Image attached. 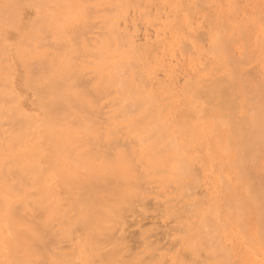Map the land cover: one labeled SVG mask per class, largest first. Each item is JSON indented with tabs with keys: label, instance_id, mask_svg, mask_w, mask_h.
<instances>
[{
	"label": "rangeland",
	"instance_id": "obj_1",
	"mask_svg": "<svg viewBox=\"0 0 264 264\" xmlns=\"http://www.w3.org/2000/svg\"><path fill=\"white\" fill-rule=\"evenodd\" d=\"M262 84L264 0H0V264H264Z\"/></svg>",
	"mask_w": 264,
	"mask_h": 264
},
{
	"label": "bare ground",
	"instance_id": "obj_2",
	"mask_svg": "<svg viewBox=\"0 0 264 264\" xmlns=\"http://www.w3.org/2000/svg\"><path fill=\"white\" fill-rule=\"evenodd\" d=\"M233 3L235 4V2H233ZM234 8H235V7H234ZM242 9H243V8H242ZM233 11H234V10H233ZM235 11H236V9H235ZM218 12H219V11H218ZM224 14H225V13H224ZM224 16H225V15H224ZM228 16H229V15H228ZM248 16H249V15H248ZM230 18H232V17H230ZM248 18H250V16H249ZM256 18H257V17H256ZM232 19H234V18H232ZM235 19H236V18H235ZM236 20H238V19H236ZM240 21H241V20H240ZM240 21H239V22H240ZM236 22H237V21H236ZM247 22H248V24H250L249 21H247ZM250 22H251V21H250ZM251 24H253V23L251 22ZM262 24H263V23H262ZM230 29H231V28H230ZM245 29L247 30L248 28H245ZM248 30H250V29H248ZM248 30H247V33H249ZM240 31H241V29H240ZM232 32H234V31H232ZM245 32H246V31H245ZM247 33H246V35H247ZM233 34H234V33H233ZM238 34H239V32H238ZM234 35H235V34H234ZM244 36H245V35H244ZM232 37H233V36H232ZM240 37H242V35H240ZM240 37H239V38H240ZM247 37H248V36H247ZM236 38H237V37H236ZM258 38H259V37H258ZM245 39H246V36H245ZM240 40H241V39H240ZM243 40H244V39H243ZM248 40H249V39H248ZM246 41H247V40H246ZM243 42H244V41H243ZM244 43H245V42H244ZM252 46H253V45H252ZM257 46H258V45H257ZM261 47H262V46H261ZM251 50H252V49H251ZM253 50H254V49H253ZM253 50H252L251 52H253ZM259 52H260V50H259ZM262 52H263V51H262ZM249 55H250V53H249ZM251 56H252V55H251ZM251 56H250V57H251ZM258 56H259V55H258ZM248 57H249V56H248ZM252 58H253V57H252ZM252 58H251V59H252ZM247 59H249V58H247ZM249 61H250V60H249ZM249 61H248V63H249ZM252 61H253V60H252ZM250 62H251V61H250ZM236 65H237V67H238V64H237V63H236ZM235 67H236V66H235ZM237 67H236V69H237ZM252 67H253V66H252ZM254 67H255V66H254ZM238 68H239V67H238ZM250 69H251V68H250ZM252 70H253V68H252ZM254 70H255V69H254ZM260 73H261V72H260ZM253 74H254V73H253ZM253 77H254V76H253ZM262 77H263V76H262ZM254 79H255V78H254ZM257 79H258V78H257ZM257 79H256V80H257ZM259 81H260V83H261L262 79H259ZM249 82H250V80H249ZM257 83H258V82H257ZM260 83H259V85H260ZM250 84H251V83H250ZM259 85H258V86H259ZM263 85H264V84H262V86H263ZM262 86H260L259 88L261 89ZM254 87H256V86H254ZM263 87H264V86H263ZM256 88H257V87H256ZM256 88H255V89H256ZM247 89H249V88L247 87ZM250 90H251V89H250ZM256 90H257V89H256ZM257 91H258V90H257ZM260 91H261V90H260ZM263 91H264V90H263ZM251 92H252V91H251ZM251 92H250V94H251ZM253 92H254V89H253ZM258 93H259V92H258ZM259 95L262 96V94H259ZM251 96H252V95H251ZM253 96H254V95H253ZM253 96H252V97H253ZM260 96H258V98H259ZM255 98H256V97L254 96V99H255ZM262 98H263V97H262ZM226 102H227V101H226ZM253 102H254V101H252L251 103H253ZM259 102H260V101H259ZM224 103H225V102H224ZM227 103H228V102H227ZM262 104H263V102H262ZM225 105H226V104H225ZM223 106H224V105H223ZM226 106H227V105H226ZM229 106H230V105H229ZM243 106H245V105H243ZM248 106H249V105H248ZM255 106H256V105H255ZM255 106H254V107H255ZM257 106H258V104H257ZM260 106H261V105H260ZM262 106H263V105H262ZM248 108H249V107H248ZM251 108H253V107H251ZM251 108H250V109H251ZM255 108H256V107H255ZM258 108H259V107H258ZM263 108H264V106L262 107V109H263ZM247 110H248V109H247ZM254 110H256V109H253L252 111H254ZM236 111H238V110H236ZM261 111H262V110H260V112H261ZM248 112H250V110H249ZM254 112H256V111H254ZM254 112H252V113H254ZM262 112H264V111H262ZM233 113H234V112H233ZM258 113H259V112H258ZM249 114H251V113H249ZM233 115H234V114H232V116H233ZM255 115H257V113H256ZM262 115H263V118H262ZM225 116H226V115H225ZM227 116H228V115H227ZM232 116H231V117H232ZM228 117H229V116H228ZM252 117H253V116H252ZM254 117H255V116H254ZM221 118H222V116H221ZM223 118H224V117H223ZM234 118H235V117H234ZM224 119H225V118H224ZM229 119H230V118H228V120H229ZM250 119H251V118H250ZM221 120H222V119H221ZM221 120H220V121H221ZM228 120H227V121H228ZM244 120H245V119L243 118V119H242V122L245 123ZM230 121L233 122V120H230ZM235 121H236V120H235ZM235 121H234V122H235ZM251 121H252V120H251ZM254 121H256L257 124H256V123H255V124H252V123H251V124H252V125H256L255 127H260V125H262V126L264 127V114H261V115L258 114V116L255 117V120H254ZM222 122H223V120H222ZM222 122H221V123H222ZM225 122H226V121H225ZM242 122H241V124H242ZM247 122H248V121H246V124H248V125L251 126L250 121H249V123H247ZM221 123H220V124H221ZM229 123H230V122H229ZM229 123H226V124H229ZM235 123H236V122H235ZM223 124H224V123H223ZM223 124H222V125H223ZM226 124H225V125H226ZM231 124L233 125V123H230V125H231ZM246 124H244L245 127H246ZM232 125H231V126H232ZM223 126H224V125H223ZM223 126H222V127H223ZM241 126H243V125H241ZM250 126H249V127H250ZM225 127H226V126H225ZM227 127H228V126H227ZM234 127H235V125H234ZM238 127H239V126H238ZM253 127H254V126H253ZM242 130L245 131V128L242 129ZM253 130H254V129H253ZM255 130H258V131H259L260 129H259V128H258V129L255 128ZM255 130H254V132H252L251 129H249L248 131H251L253 134L256 132V135H257V132H258V131H255ZM243 131H242V132H243ZM261 131H262V130H261ZM251 132H250V134L252 135ZM247 133H248V132H247ZM258 133H259V132H258ZM261 133H262V132H261ZM263 133H264V128H263ZM246 135H247V134H246ZM248 136H249V135H248ZM261 136H262V134H261ZM255 137H256V136H255ZM263 137H264V135H263ZM246 139H247V138H246ZM246 139H244V140H246ZM256 139H257V138H256ZM258 139H259V138H258ZM262 140H263V139H262ZM256 141H257V140H256ZM259 141H261V140H259ZM246 142H247V141H246Z\"/></svg>",
	"mask_w": 264,
	"mask_h": 264
}]
</instances>
